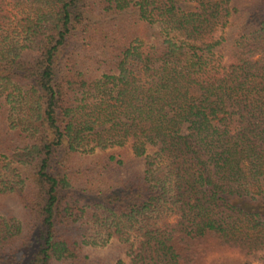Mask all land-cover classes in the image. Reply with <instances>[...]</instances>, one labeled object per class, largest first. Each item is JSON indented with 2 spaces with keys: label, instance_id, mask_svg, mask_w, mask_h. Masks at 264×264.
<instances>
[{
  "label": "trees",
  "instance_id": "trees-1",
  "mask_svg": "<svg viewBox=\"0 0 264 264\" xmlns=\"http://www.w3.org/2000/svg\"><path fill=\"white\" fill-rule=\"evenodd\" d=\"M215 249L264 264V0H0V264Z\"/></svg>",
  "mask_w": 264,
  "mask_h": 264
},
{
  "label": "rangeland",
  "instance_id": "rangeland-1",
  "mask_svg": "<svg viewBox=\"0 0 264 264\" xmlns=\"http://www.w3.org/2000/svg\"><path fill=\"white\" fill-rule=\"evenodd\" d=\"M235 30V26L232 27ZM234 31L233 34H235ZM7 213H12L13 215L18 213V209L14 207V205H8L5 209ZM6 214V213H5ZM236 258V253L232 251H228L226 249H215L206 254L205 264H213L218 263L219 261H229ZM216 261V262H215ZM255 264V263H254Z\"/></svg>",
  "mask_w": 264,
  "mask_h": 264
}]
</instances>
